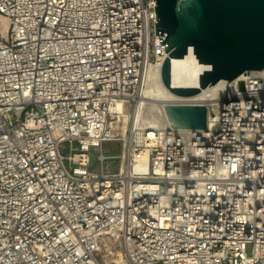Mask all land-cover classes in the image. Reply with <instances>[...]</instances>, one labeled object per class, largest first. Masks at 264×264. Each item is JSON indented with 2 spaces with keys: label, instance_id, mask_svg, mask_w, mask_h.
I'll return each mask as SVG.
<instances>
[{
  "label": "built area",
  "instance_id": "1",
  "mask_svg": "<svg viewBox=\"0 0 264 264\" xmlns=\"http://www.w3.org/2000/svg\"><path fill=\"white\" fill-rule=\"evenodd\" d=\"M155 15L156 0H0V264H264L260 71L202 104L205 129L122 134L115 107L133 117L168 57ZM105 143L119 155L90 169Z\"/></svg>",
  "mask_w": 264,
  "mask_h": 264
},
{
  "label": "water",
  "instance_id": "2",
  "mask_svg": "<svg viewBox=\"0 0 264 264\" xmlns=\"http://www.w3.org/2000/svg\"><path fill=\"white\" fill-rule=\"evenodd\" d=\"M156 16V33L168 53L161 76L176 95L191 97L245 71L264 76V0H156ZM190 48L209 69L200 74L197 88H173L171 60ZM165 111L177 128H206L208 109L202 104L168 102Z\"/></svg>",
  "mask_w": 264,
  "mask_h": 264
},
{
  "label": "bare ground",
  "instance_id": "3",
  "mask_svg": "<svg viewBox=\"0 0 264 264\" xmlns=\"http://www.w3.org/2000/svg\"><path fill=\"white\" fill-rule=\"evenodd\" d=\"M1 24H5L3 18H0V25ZM161 67V61L158 66L153 65L148 67L142 98L138 102V108L133 117H131L128 112H125V105L123 103L115 107V111L121 114L119 124L123 136L126 135L130 124L151 131L150 135L152 136V131L160 130L169 123L170 120L165 111V106L168 102L180 100V96L172 92L163 82L160 71ZM204 70H206V66L198 62L192 48H190L188 54L183 58H172L171 86L173 88H197L199 85V76ZM255 72L257 71H245L229 83L226 80H221L213 86L200 90V92L191 96V98L195 102L201 104H205L206 101L211 99L221 98L224 94L223 89H225V87L227 88V84L229 87L228 90L232 93L236 89V84L239 81L247 79L250 74ZM214 111L215 109L211 107L210 112ZM136 139L140 141L139 137ZM135 152L139 156H145L146 154L145 150L140 149L135 150ZM77 159L79 160V157H77ZM80 160H82V158H80ZM83 160H87V156H84ZM119 263L121 262L119 261Z\"/></svg>",
  "mask_w": 264,
  "mask_h": 264
},
{
  "label": "rangeland",
  "instance_id": "4",
  "mask_svg": "<svg viewBox=\"0 0 264 264\" xmlns=\"http://www.w3.org/2000/svg\"><path fill=\"white\" fill-rule=\"evenodd\" d=\"M240 89H243V84H240ZM79 149L77 148V146H67L64 150H63V154L65 156H69L72 153H76L78 152ZM100 153H104L107 155H119L120 153V145L119 144H115V143H105L103 144L102 147L98 148L97 151L96 150H92L90 151V164H89V168L90 169H96L98 168L99 165V159H98V154ZM111 164L113 165L114 170H117V162H118V158H111L110 159ZM248 251L251 250V246H248Z\"/></svg>",
  "mask_w": 264,
  "mask_h": 264
}]
</instances>
